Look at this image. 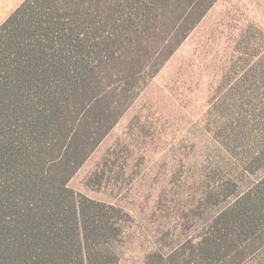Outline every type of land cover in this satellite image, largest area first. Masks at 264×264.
Returning a JSON list of instances; mask_svg holds the SVG:
<instances>
[{"label": "trees", "instance_id": "trees-1", "mask_svg": "<svg viewBox=\"0 0 264 264\" xmlns=\"http://www.w3.org/2000/svg\"><path fill=\"white\" fill-rule=\"evenodd\" d=\"M218 0H25L0 26V264H119L121 210L69 183ZM264 176L146 264H252Z\"/></svg>", "mask_w": 264, "mask_h": 264}, {"label": "rangeland", "instance_id": "rangeland-1", "mask_svg": "<svg viewBox=\"0 0 264 264\" xmlns=\"http://www.w3.org/2000/svg\"><path fill=\"white\" fill-rule=\"evenodd\" d=\"M24 1L0 0V26ZM263 176L264 0H218L69 187L119 208V264H146L201 242Z\"/></svg>", "mask_w": 264, "mask_h": 264}]
</instances>
